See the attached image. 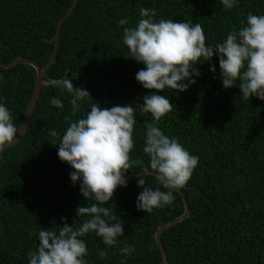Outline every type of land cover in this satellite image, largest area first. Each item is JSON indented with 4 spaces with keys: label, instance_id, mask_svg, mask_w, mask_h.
<instances>
[{
    "label": "trees",
    "instance_id": "trees-1",
    "mask_svg": "<svg viewBox=\"0 0 264 264\" xmlns=\"http://www.w3.org/2000/svg\"><path fill=\"white\" fill-rule=\"evenodd\" d=\"M73 0H0V62L8 64L26 58L44 67L53 51L59 20ZM155 8L154 19L199 23L210 46L222 43L229 32L246 25L249 13L264 15V0H237L232 9L220 0H79L62 26L59 50L37 100L29 126L21 139L0 152V264H28L27 253L39 245L38 233L62 225L79 226L87 217H78L87 201L80 184H73L75 171L58 157L49 132L62 137L70 120L83 118L90 106L101 108L143 103L153 94L137 81L145 65L132 59L123 44L120 19L134 27L140 8ZM42 40L50 41L48 43ZM215 66L213 73L211 67ZM201 73L193 77L187 91L166 89L175 109L156 125L175 137L199 157L190 181L181 188L189 216L166 229L161 242L169 264H264V101L242 97L237 87L224 88L219 59L195 66ZM65 76L77 88L91 94L72 115L71 94L58 83ZM36 80L28 65L0 68V103L11 112L19 129ZM59 98L63 108L52 106ZM135 148L131 156L149 157L143 152L145 122L151 114L135 117ZM60 140L56 139V144ZM142 166L126 174L127 187H119L106 207L124 222V235L109 247L95 233L82 239L88 248L87 264H161L155 243L156 229L183 214V202L176 191L171 205L147 213L137 209L143 192L138 184ZM151 172V169L149 168ZM146 187L164 189L153 175H144ZM131 245L135 251L122 255ZM108 255L101 258L99 251Z\"/></svg>",
    "mask_w": 264,
    "mask_h": 264
},
{
    "label": "clouds",
    "instance_id": "clouds-1",
    "mask_svg": "<svg viewBox=\"0 0 264 264\" xmlns=\"http://www.w3.org/2000/svg\"><path fill=\"white\" fill-rule=\"evenodd\" d=\"M220 3L232 9L237 0H220ZM139 13L134 27H124L130 23L127 18L118 23L123 27V44L130 50L132 59L145 65L138 71L136 79L153 94L144 96L143 103L136 104L135 108L130 104L109 109L94 103L83 118L72 121L65 117L69 126L62 137L56 130L49 132L53 138L50 143L58 146L60 160L75 170L70 173L73 184L79 183L82 196L96 203L78 207L77 216L87 217L79 226L69 225L64 219L62 225L53 221L52 228H42L38 233L37 249L27 253L28 264H87L88 248L82 238L89 233L101 237L109 247L116 245L118 237L124 235V222L110 207L103 205L113 199L119 187H127L126 174L137 166H142L138 184L144 189L137 198L138 210L150 213L174 202V191L190 181L199 157L192 155L177 138H169L156 125L155 122L175 109L166 95L156 93L166 89L180 93L187 91L190 84L196 83L193 77L201 75L195 67L197 64L218 57L224 88L237 87L239 81L244 99L256 96L264 101V15L249 13L246 25L242 21L239 31L232 30L222 43L210 46L199 23L163 18L156 21L155 8L142 7ZM211 71L215 73V66ZM58 83L72 96L73 116L80 111L79 102L92 99L87 90L75 87L67 76ZM51 104L63 108L59 98H52ZM137 111L151 114L153 120L152 123L145 122L143 152L150 158L146 166L141 159L131 156L135 148L133 136ZM20 131L9 109L0 103V152L13 144ZM56 139L60 140L59 144ZM151 174H155L156 180L167 191L145 186L143 176ZM134 251L131 245L120 249L122 255ZM98 255L104 258L108 253L101 250Z\"/></svg>",
    "mask_w": 264,
    "mask_h": 264
},
{
    "label": "water",
    "instance_id": "water-1",
    "mask_svg": "<svg viewBox=\"0 0 264 264\" xmlns=\"http://www.w3.org/2000/svg\"><path fill=\"white\" fill-rule=\"evenodd\" d=\"M78 1L79 0H73V3L71 5L70 9L68 10V12L59 20L57 27H56L55 36H54L53 51H52L46 65L44 67H40L36 62H34L30 59H26V58H18V59L14 60L8 64H4V63L0 62V68H2V69H11V68L16 67L17 65H28V66L32 67L36 73V80H35L33 92H32L31 98L29 100V103L26 107V110H25V113H24V116L22 119V123L19 127V129H21V131L17 134V137L14 140L13 144L7 145L6 148H9V147L15 145L21 139V137L25 134V132L29 126V123H30L33 111L35 109L37 100L39 99L40 93H41L43 85H44V80L47 77L48 72L54 63V60H55L56 55H57L58 50H59L62 26L65 23V21L73 13L74 9L77 6ZM134 175H142V173L134 174ZM151 175L155 176V174H151ZM176 192L178 193V195L180 196V198L183 202V206H184L183 214L181 216L176 217V218L172 219L171 221L159 226L156 229L155 234H154L155 243H156V245L160 251V254H161V264H169V262L167 260L166 251H165V249L162 245V242H161L162 233L166 229L170 228L171 226H174V225L182 222L183 220H185L189 216V206H188V202H187V199H186L184 193L182 192L181 189L176 190Z\"/></svg>",
    "mask_w": 264,
    "mask_h": 264
}]
</instances>
